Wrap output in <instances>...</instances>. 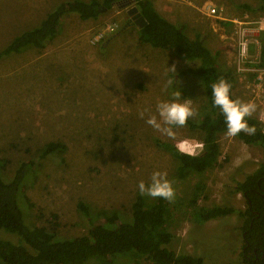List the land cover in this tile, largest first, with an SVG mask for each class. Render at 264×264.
<instances>
[{
    "label": "rangeland",
    "instance_id": "1",
    "mask_svg": "<svg viewBox=\"0 0 264 264\" xmlns=\"http://www.w3.org/2000/svg\"><path fill=\"white\" fill-rule=\"evenodd\" d=\"M63 1L69 0H0V51L37 27ZM158 1L167 19L183 25L190 38L199 35L214 54L219 53L227 69H233L234 50L221 34L230 37L231 21L246 11L242 6L262 2L209 0L229 23L205 16V0ZM128 9H103L98 21L68 15L45 49H28L0 60V174L9 180L22 163L39 164L18 201L25 221L45 227L58 239H71L87 235L91 228L79 203L90 208L98 224L105 222L95 216L99 211L117 213V223L132 221V204L140 195L138 182L148 183L154 171L166 172L175 189L170 201L172 248L202 256L207 264L236 261L243 245L240 233L233 230L236 217L198 225L190 215L191 202L200 184L204 188L197 206L229 203L245 209V198L230 191L264 162V150L222 133L221 156L214 167L186 179L177 176V160L157 141L173 143L181 152L185 145L197 155L203 149L199 132L180 126L166 135L146 120L156 115L158 102L169 98V79L179 81L182 101L195 110L190 119L201 120L207 105L203 83L182 73L188 64L172 51L140 45L138 28L127 26ZM232 94L246 102L250 99L237 86ZM257 110L252 117L258 116ZM50 142H61L66 150L41 158ZM144 197L148 203L157 199ZM14 236L0 231V239L16 242ZM124 258L114 257L113 264H127Z\"/></svg>",
    "mask_w": 264,
    "mask_h": 264
},
{
    "label": "trees",
    "instance_id": "2",
    "mask_svg": "<svg viewBox=\"0 0 264 264\" xmlns=\"http://www.w3.org/2000/svg\"><path fill=\"white\" fill-rule=\"evenodd\" d=\"M128 1L133 2L147 22L138 30V43L172 51L188 64L182 73L197 77L203 83L207 105L202 108L201 120L195 122L189 119L184 125L190 131L199 132L202 151L190 155L181 152L173 143L158 140L157 145L177 160V176L180 179L204 174L217 164L221 156L219 135L226 133L223 115L212 105L210 85L220 78L226 79L232 85V98L236 99L232 94L233 86H236L234 69L225 68L219 60V53L214 54L199 35L195 39L190 38L183 25L162 16L155 0L63 1L37 27L15 37L1 50L0 60L28 49H45L57 38L62 21L68 15H77L82 21H98L103 9L111 10ZM261 1L257 7L244 5L242 8L246 9L245 12L263 14L264 0ZM247 119L250 126L256 127V133L241 132L235 137L264 150V124L252 116ZM65 150L63 143L50 142L44 146L41 158ZM38 167L39 164L32 160L19 165L9 180L0 174V231L15 235L17 239L16 242L0 239V264H86L92 259L97 260L96 264H113L116 256L126 257L127 264H142L143 260L151 264H207L202 256L177 253L172 248L175 236L169 225L174 221V207L163 198L148 203L144 196L138 195L132 204V221L121 223H117V213L99 211L95 216L105 222L98 224L90 208L79 203L78 209L91 224L88 234L81 237L58 239L45 227H32L25 221L26 214L24 217L18 201L29 177L33 175L35 178ZM203 188L197 184L191 202L193 210L190 215L194 223L203 225L231 216L238 220L233 230L241 235L242 250L238 260L226 261V264H264V162L243 181L236 182L230 191L231 194L246 195L245 209H238L229 203L199 207L196 201Z\"/></svg>",
    "mask_w": 264,
    "mask_h": 264
},
{
    "label": "clouds",
    "instance_id": "3",
    "mask_svg": "<svg viewBox=\"0 0 264 264\" xmlns=\"http://www.w3.org/2000/svg\"><path fill=\"white\" fill-rule=\"evenodd\" d=\"M241 54L243 55V52ZM178 85L177 79L167 81L166 90L169 98L158 102L156 115H152L146 120L149 126L166 135H172L175 127L184 126L195 115L191 104L182 101V91ZM231 87V83L224 78L211 83L212 105L218 108L223 115L228 136L235 137L241 132L254 135L257 129L255 126L249 125L247 118L256 111V105L252 102L233 99ZM140 115L143 118L144 112H141ZM137 187L142 196L163 198L168 201L175 199L173 181L168 179L166 172L154 171L148 183L141 180Z\"/></svg>",
    "mask_w": 264,
    "mask_h": 264
},
{
    "label": "built area",
    "instance_id": "4",
    "mask_svg": "<svg viewBox=\"0 0 264 264\" xmlns=\"http://www.w3.org/2000/svg\"><path fill=\"white\" fill-rule=\"evenodd\" d=\"M205 1V16L230 23V19L222 17V9L209 0ZM231 23L230 37L222 33L221 39L230 41L234 50L235 84L237 90L249 96L248 102L259 103L256 106L259 113L256 119L264 124V13L256 15L245 12L242 18H236Z\"/></svg>",
    "mask_w": 264,
    "mask_h": 264
},
{
    "label": "water",
    "instance_id": "5",
    "mask_svg": "<svg viewBox=\"0 0 264 264\" xmlns=\"http://www.w3.org/2000/svg\"><path fill=\"white\" fill-rule=\"evenodd\" d=\"M121 7L122 8L129 7V9L127 10V15L130 21L134 23V25L138 26L139 29H142L144 26L147 25L146 20L139 12L138 8L135 5H133L132 1L126 2V4H123Z\"/></svg>",
    "mask_w": 264,
    "mask_h": 264
},
{
    "label": "bare ground",
    "instance_id": "6",
    "mask_svg": "<svg viewBox=\"0 0 264 264\" xmlns=\"http://www.w3.org/2000/svg\"><path fill=\"white\" fill-rule=\"evenodd\" d=\"M197 146V145H196ZM180 149L183 151V152H185V153H187V154H190V155H192V153H193V150L191 151L188 147H186L185 145L183 146V145H181L180 146Z\"/></svg>",
    "mask_w": 264,
    "mask_h": 264
},
{
    "label": "crops",
    "instance_id": "7",
    "mask_svg": "<svg viewBox=\"0 0 264 264\" xmlns=\"http://www.w3.org/2000/svg\"><path fill=\"white\" fill-rule=\"evenodd\" d=\"M157 3H160V1H158V0L155 1L156 8H157L158 12H159L162 16H164V13L162 12V9H160V7L158 6ZM164 17H165V16H164ZM165 18H166V17H165ZM166 19H167V18H166ZM168 20H169V19H168Z\"/></svg>",
    "mask_w": 264,
    "mask_h": 264
},
{
    "label": "flooded vegetation",
    "instance_id": "8",
    "mask_svg": "<svg viewBox=\"0 0 264 264\" xmlns=\"http://www.w3.org/2000/svg\"><path fill=\"white\" fill-rule=\"evenodd\" d=\"M128 22H127V26H132V25H134V23H132L131 21H130V19L128 18V20H127ZM136 26V25H135ZM137 28H138V26H136ZM138 30H139V28H138ZM243 197H244V193H240ZM246 196V195H245Z\"/></svg>",
    "mask_w": 264,
    "mask_h": 264
}]
</instances>
